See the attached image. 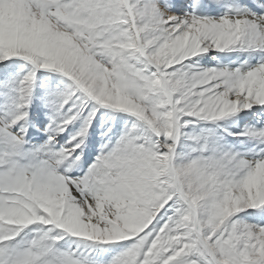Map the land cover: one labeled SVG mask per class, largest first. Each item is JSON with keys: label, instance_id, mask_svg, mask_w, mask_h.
Wrapping results in <instances>:
<instances>
[{"label": "snow or ice", "instance_id": "1", "mask_svg": "<svg viewBox=\"0 0 264 264\" xmlns=\"http://www.w3.org/2000/svg\"><path fill=\"white\" fill-rule=\"evenodd\" d=\"M0 264H264V0H0Z\"/></svg>", "mask_w": 264, "mask_h": 264}]
</instances>
